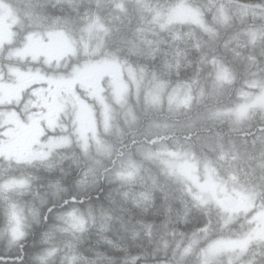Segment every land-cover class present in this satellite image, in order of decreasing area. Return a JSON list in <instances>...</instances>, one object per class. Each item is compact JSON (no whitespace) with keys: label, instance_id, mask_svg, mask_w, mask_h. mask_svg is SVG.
<instances>
[{"label":"trees","instance_id":"16d2710c","mask_svg":"<svg viewBox=\"0 0 264 264\" xmlns=\"http://www.w3.org/2000/svg\"><path fill=\"white\" fill-rule=\"evenodd\" d=\"M1 1L12 6L26 32L56 24L78 37L82 28L94 20L102 23L105 32L99 55L115 54L137 78L139 74L143 76L149 89L159 82L166 88L164 103L158 108L151 104L152 89L147 95L144 85L134 90L133 87L130 109L118 115L123 118L119 119L117 130L120 153L131 150L139 164H146L140 168L156 173L151 179L144 181L142 178L143 182L136 179L129 187H123L147 192L151 199L144 203L146 208L129 205L130 202L114 196V187L120 188L116 183L103 181L93 187L91 199L112 217L106 237L117 245L115 250L109 249L110 257L105 258V264H128L135 256L148 262L160 261L164 254L168 258L164 240L174 241L166 229L180 225L174 223V218L184 205L191 207L189 222L192 226L201 227L206 221L208 208L200 207L197 202L196 207L183 183L147 160L140 152L145 147L153 149L162 143L169 147L179 141L195 154L210 159L226 175L229 167L222 160L228 152L238 164L262 172L264 114L263 117L254 116L247 123L249 125L244 123L238 129L231 126L228 117L221 118L218 112L215 120L197 119L206 111L235 106L243 99L241 93L250 90V81L264 79V9H251L226 0H83L78 7L60 0ZM240 1L264 8V0ZM179 4L197 10L203 26L183 25L180 40L173 42L156 15ZM113 14H120L122 21H109ZM187 32H190L189 36H183ZM152 44L156 47L150 48ZM223 70L226 79L221 80L219 76ZM178 89L182 95L188 94L187 105L178 106L168 101L169 95ZM206 137L222 144L221 149L211 150L204 141ZM101 206L97 207L98 216ZM139 221L152 223L151 232ZM95 236L92 233L87 238L89 244ZM24 244L25 251L30 252L31 239ZM18 255L19 248L8 253L0 242V264H14Z\"/></svg>","mask_w":264,"mask_h":264},{"label":"rangeland","instance_id":"374dc122","mask_svg":"<svg viewBox=\"0 0 264 264\" xmlns=\"http://www.w3.org/2000/svg\"><path fill=\"white\" fill-rule=\"evenodd\" d=\"M60 1H66L72 5V7H78L80 5L79 3L83 0ZM226 1L251 9H264L263 7L243 3L240 0ZM14 13L15 12L8 4L0 0V41H3V45L0 46L1 50L4 48L6 43L13 41V27L18 21L17 16H15ZM156 18L159 21L162 29H165L168 32L173 42L180 40L183 25L203 26L201 14L197 10L183 4H179L167 11L158 13ZM110 21L121 22L122 17L120 14H113ZM49 32L54 34L53 39L55 40V45L52 50V55L57 57L54 62H57L58 65V60H60V58L65 55V57H68L69 59L66 61L65 66L63 65L65 69L64 73H44L40 69H37V62H31L30 59L25 61L18 60L16 57H12L11 60L15 61L16 64L13 65L20 68L21 71H25L29 68L38 70L41 75L45 77L44 81L38 80V82L46 83V87L48 88V93L50 96L55 94L54 85L48 84L46 82L47 80H58L60 78L66 79L72 75L75 69L83 68L85 65L92 69L88 73L89 79H95V69L97 67L105 66V62H107V66L109 67V71L106 72V74L99 81L98 93L93 95L91 92L89 100L83 101L86 107L81 113V118L86 122L91 121L95 127V136H93L92 133H89V151H91V153L97 154L96 152L98 151V147L100 149L98 153L102 152L103 150L107 151V149L110 148L104 142L103 137L108 136L109 138L111 134H114L113 132H115L114 125L116 124V110L118 109L119 111H124L123 107L130 109L129 102L131 100H129V98L133 87L134 90L139 89L142 85H144L147 95L149 94L148 90L152 89L151 96L153 99L151 104L158 108L162 107L164 103L163 96L166 90L163 82L155 83L149 89L148 84L145 83L143 76L139 74L137 78V76L134 75L133 70L125 68L121 62L117 60L115 54L110 53L102 56L99 55L101 53V43L103 42L105 32L104 25L102 23L94 20L93 22L84 26L80 32V35L82 34L83 36L79 35L77 37L71 35L66 30V28L56 27L54 25L41 33L43 39H40L41 35L35 33L28 35L27 38L32 36L36 41L43 40L44 42H48ZM189 34L190 32H187L183 34V36L186 37L189 36ZM27 38L18 48L23 47V45L27 42ZM257 41H260V39L257 38ZM151 47H156V44L150 45V48ZM173 47H175V45ZM18 48L13 49L12 51H15ZM79 48L81 51H79ZM150 53H152L151 50ZM75 58L84 59L80 60L79 62H75ZM17 63H19V65H17ZM51 64L52 63L45 65L49 66ZM57 65L54 64V67H59ZM221 73L225 74V71L223 70ZM11 83V80L0 79V84ZM249 83L251 88L250 90H244L241 93L243 99L240 103L231 108L220 111H206L197 120L204 122L215 120V118H218L216 114L218 115L219 113L221 118L228 117L231 122V126L238 129L244 126V123L247 124L248 122H251V120H253L255 118L254 116L256 115H261L263 117L264 79L262 81H258V79L255 78ZM38 89L39 88H37L36 91ZM49 89L52 91L50 92ZM179 89L175 90L169 95L168 101L178 106L187 105L188 94L185 93L182 95L180 92L181 90ZM135 96H137V94H135ZM41 99L42 98L37 97L35 100L39 101ZM6 110L15 109H13L11 105H0V111ZM123 113L125 112L120 114ZM163 125L164 124L162 123L161 127ZM42 126L45 128L47 127L46 123L43 122ZM10 131L18 132L20 130L16 129L13 125H4L0 123V139H3L5 134L9 133ZM116 132L119 135L118 131ZM44 139L46 140L47 136H45ZM97 141H99V145H97ZM204 141L206 144L210 145L211 150H220L222 147V144H219L214 138L209 141V139L206 137ZM140 152H143V155L147 157V160L158 164V166H160L167 175L172 176L174 180L178 181L179 183H183V185L186 186V190L191 195V200L195 202V206L196 202L201 205L200 207L212 206L215 211L219 212L222 221H228L227 225L236 221L239 217H243L245 218V222L247 223L248 227L251 228L248 233L230 231L231 234L229 236L208 241L206 244L202 245L203 247L200 248V251L197 254V257L200 259L204 260V254L207 250L210 253V257L213 261L218 258L220 262H223V256L226 252H233L236 254H242L244 252L241 250V247H236L235 249L228 247L226 242L247 239L249 240L248 243H250L251 241L260 237L259 235L261 231L264 233V219H262V214H264V162L263 164H260L262 172L257 173L248 169L244 164H238L236 161L237 159L230 157L229 152L225 153L223 156V162L229 167V174L226 175L219 171V169L210 159L195 154L191 148L189 149L188 146H183L179 143V141H177L173 146L169 147L164 143L155 148L153 147V149L145 147L143 150H140ZM124 163H126V165L132 163L131 170L133 171V176L128 181L116 180V184L120 185V188L115 186L113 189V195L116 197L119 196L127 203L130 202L129 205L135 204L146 208L144 203L150 201L151 199L147 192L141 189L134 190L132 188L123 187H129V185L136 182V179L142 180L143 178L144 181H146V179H151L156 176V173H150L149 169L147 170L145 168L143 170L140 168L144 167L146 164H139L135 158L132 160V162L125 161ZM137 164L138 166H136ZM124 192H130L132 194L131 199H125L123 196ZM145 195L147 196L146 201L143 199ZM197 197H200L201 199H197ZM201 200L207 202L201 203ZM189 208V206L184 205L182 207V211L176 212L174 223H178L180 219L182 220L183 224L187 223L189 220V215H191L188 212ZM107 232L108 230H106L102 235H97L95 232H92L95 233L96 236L92 238V241L89 244V246L97 248L100 252L104 253L106 259L110 257L109 251L111 250L109 249L115 250V248H117V245L112 240H110V238L106 237ZM205 233H207V231L202 232L201 230H195L192 232L191 234L194 238L193 244L205 243L202 242L207 237ZM98 240L100 241L99 244H97ZM106 240L112 241V244L106 243ZM191 242L192 241H190V243ZM104 247H107L108 249H105ZM195 248L196 247H192L190 252ZM135 257L136 264H162L161 261L148 262L144 260V258L140 259L139 256ZM91 258H95L93 253H91ZM236 259V257L230 258L227 263L231 264L236 261Z\"/></svg>","mask_w":264,"mask_h":264},{"label":"snow or ice","instance_id":"6c2138e0","mask_svg":"<svg viewBox=\"0 0 264 264\" xmlns=\"http://www.w3.org/2000/svg\"><path fill=\"white\" fill-rule=\"evenodd\" d=\"M49 40L36 41L32 36L27 38V42L22 48L15 51L7 52V59L0 55V79L11 80V84H0V105L15 104L20 107L21 93L25 86L34 80L44 81L45 77L38 70L31 68L21 71L20 68L10 63L12 57L18 60H29L31 62L50 64L54 63L57 57L52 55L55 45L53 39L54 34L48 33ZM3 41H0V46ZM92 69L85 65L83 68H77L68 78H60L58 80H47L50 85H54L55 94L51 101L46 100L40 104L29 100L24 105L23 112L16 110L0 111V123L4 125H13L20 131H10L0 139V164L8 162L14 165H22L24 167H4L0 169V215L3 216L6 237L3 247L6 252L12 253L19 248L20 255L14 261V264H25L27 252L25 251L24 241L28 235V218L32 221H38V210L34 206H23L11 199V194L19 193L25 190L29 185V176L26 168L37 161H46L53 153L58 154L59 159L55 164L49 165L50 172H58L59 175L49 179L48 187L51 190H60L63 184L71 182L79 186V190L83 192L90 191L95 186L94 174L97 168V162L89 151V133L95 136V127L91 121H84L81 113L86 107L83 101L76 95L75 85L79 84L82 88H86L96 95L99 91L100 79L109 71L107 62L105 66H99L95 69V79H89L88 73ZM219 79H226V75L221 73ZM51 92L52 90L49 89ZM33 95L42 98V93L37 90ZM40 107L46 109L41 112H31L29 106ZM42 122L47 127L42 126ZM51 133V134H49ZM47 136L45 140L44 137ZM73 138L79 141L78 147L70 148ZM99 145V141H97ZM100 150L99 147L97 149ZM64 160H71V164L67 169L62 165ZM59 162V163H58ZM132 165L127 166L121 161L120 164L113 163V168L109 171V182L112 180L128 181L133 176ZM125 199H131L130 192H124ZM111 200V197H108ZM147 200L145 195L143 198ZM197 199H201L197 197ZM86 200L80 196H71L63 202V213L58 217V223L49 231L41 235V243L53 241L57 233L63 234V240L60 248L63 251V264H81L84 259L82 247L87 232L91 229L97 235H102L110 228L112 217L101 206L99 216L97 208L90 204L86 209L82 206ZM207 201L201 200V203ZM52 209H49L51 212ZM47 221V217L44 218ZM264 219V214H262ZM149 232L152 230V223L147 221H139ZM228 221H225L227 224ZM212 227V221L209 218L207 224L201 229L208 231ZM255 231V230H253ZM138 235V233H134ZM264 240V235L261 236ZM108 244L112 241L106 240ZM249 240L242 239L226 242L227 246L235 249L241 247L242 251L246 250ZM100 241H97L99 244ZM243 245V247H242ZM168 245L165 244V248ZM52 249L45 253H40L32 257V264H47L48 256L52 255ZM93 253V264H105V254L97 248L89 246L86 249ZM180 247L177 246L174 256L179 255L180 260H174V264H182L183 255L180 253ZM190 249L184 248L186 253ZM128 264H136V257H133ZM203 264H214L210 257V253L206 250L204 254ZM264 264V259L258 262Z\"/></svg>","mask_w":264,"mask_h":264},{"label":"flooded vegetation","instance_id":"af4514ba","mask_svg":"<svg viewBox=\"0 0 264 264\" xmlns=\"http://www.w3.org/2000/svg\"><path fill=\"white\" fill-rule=\"evenodd\" d=\"M10 7L15 12V10L12 8V6H10ZM14 14H15V16H17L18 21H17V24H15L13 27V34H14L13 35L14 36L13 41H11L10 43H6L4 45V48H2V50L0 49V55H2L5 59H7V52H5L4 49H8V51H12L13 49L18 48L19 46H21L23 44V42L25 41V39L27 38L28 35H30L32 33L41 35V33L44 30H46L49 27H52L54 25L56 27H63V26H59L56 24H52V25L42 26L39 28L37 27L33 30L26 32L24 30V28L20 26L21 21L18 18V14L16 12ZM40 39H43L42 35L40 36ZM65 56H62L60 58V60H58V62H59L58 65H57V62L52 63L51 64L52 66L51 65H49V66L45 65L42 62L37 63L36 64L37 69H40L42 72L47 73V74H51L52 72L64 73L65 69H64L63 65L65 66L66 61L69 60L68 57H65ZM82 59H84V58H75L74 61L79 62ZM10 63L16 64L14 60H11ZM54 64L59 66V67H54ZM17 65H19V63H17ZM23 65H25V64H23ZM60 66H62V67H60ZM37 88H39L38 90H40L42 93V99L39 101L35 100L37 98V96L33 95L34 91H36ZM54 91H55V87H54ZM75 91H76V95L80 98L81 101H87V100H89V97L91 96L90 95L91 91L86 89V88H82L79 84L75 85ZM21 94L22 95H21L20 107L17 108L15 104L11 105V107L13 109H15L17 112H20V113L23 112L24 105L28 104L29 100L43 104V103H45L46 100L51 101L54 97V95H51V96L49 95L48 88L46 87V83L45 82H38V80H34L31 83H29L27 86H25V89L23 90V92ZM43 95H44V97H43ZM28 106H29V109L31 112L46 111V109H42L40 107H32L31 105H28ZM123 110L127 111L128 108L123 107ZM120 112H122V111H119V113H118L119 115H121ZM118 114L116 116V124L114 125V128H115L114 129L115 132H113L114 134H111V136L109 138H108V136L103 137L104 142L110 148L107 149V151L103 150L102 152H99V153L97 151L96 152L97 154H93L90 151L93 158L97 162V168H96V172L94 174V182L95 183H102L103 181L105 183H116V180H112L111 182H109V179H108L109 171L113 168V163L115 162L116 164H120L121 161L132 162V160L134 159V155H133L131 150L129 152H128V150H126L125 153L121 154L120 152H121L122 148H119L117 146L118 134L116 131L118 130V121L120 118H122V117H119ZM142 154H143V152H142ZM222 162H223V160H222ZM70 164H71V160H64L62 162V165L65 169H67ZM130 164L132 165V163H130ZM124 165L127 166L126 163H124ZM136 166H138V164ZM206 207L208 208L209 211L206 214V221H205L204 225L207 224V221L209 218L211 219V221L212 220L213 221H212V227L209 228L207 233H205L207 236L206 239H204L202 241L205 243L193 244L194 238L192 237V234H191L195 230H201L204 225L201 226L202 228L201 227H195V226H192L193 224H191V222H189V220L187 223L183 224L182 220L180 219L179 220L180 225L178 227L176 226L174 228L166 229L167 232L170 233V235L173 237L174 243H169L168 240H166V239L164 240L165 243H163V247L165 250L169 251V253L167 254L168 258H166V254L163 255V258L160 260L162 264H174V260H180L179 255L174 256V252H176L177 246H179L180 249L187 248L188 243H190V241H192L191 242L192 247H196V248L192 249L191 252L189 250L188 255L183 257L182 264H184V261L187 260L189 257L196 260L197 264H203V260L200 259L199 257H197V254L200 251V248L203 247L202 245L206 244L208 241H212V240H216V239H219L222 237L229 236L231 234L230 231H238L239 233L240 232L248 233V231L251 229L250 227H248L247 223L245 222L246 220L243 217H239L236 221L227 225V224H225L224 221H222L218 211H215V209L212 206H206ZM188 212H189V210H188ZM189 214H191V212H189ZM212 217H215V218L213 219ZM189 218H190V215H189ZM215 223L217 226H215ZM262 235H264V233L261 231L260 235H259L260 237L251 241L250 243H248L246 250L242 254H240V253L236 254L233 252H226L223 256V258H224L223 262H220L217 258V259H215V261H213L214 264H228L227 261L230 258H235V257L237 258L236 261H234L231 264H239V263H242V264H258L259 261L264 259V240L263 241L261 240ZM165 244L168 245L167 248H165ZM194 251L196 252L195 256L192 255V253ZM226 255H227V257H226Z\"/></svg>","mask_w":264,"mask_h":264},{"label":"clouds","instance_id":"9594fccd","mask_svg":"<svg viewBox=\"0 0 264 264\" xmlns=\"http://www.w3.org/2000/svg\"><path fill=\"white\" fill-rule=\"evenodd\" d=\"M118 114V109L116 110ZM79 141L75 138L72 140V144L69 145L70 148L78 147ZM59 159L58 154L53 153L50 158L46 161H37L33 163L31 166L26 168V172L29 176V185L28 187L19 193L11 194V199L20 203L21 205L34 206L38 210V221H32L31 217L28 218V235L27 240L31 239V251L27 252V256L25 258V264H32V257L40 254L47 253L48 251L55 249L52 251V255L48 256L47 264H63V251L60 248V243L63 240V234L57 233L51 242L41 243V235L47 231H49L52 227H54L58 223V217L61 213H63V202L66 201L71 196H80L81 199H85L86 202L82 206L84 209L91 206L97 208L101 205L94 203L91 199L92 192L95 190L91 188L90 191L83 192L79 190L78 185H74L71 182H66L63 184L60 190H51L48 187L49 179L54 178L59 175L58 172H50L49 165L55 164ZM4 167H24L22 165H14L8 162L5 164H0V169ZM49 209H52L49 212ZM45 217H47V221H45ZM92 235L91 229L88 230L87 236L84 240L83 247L81 249L84 259L81 261V264H93V260L91 258V253L86 249L89 247V240L87 239ZM6 237L5 226L3 223V216L0 215V242H4ZM26 240V241H27ZM188 249L192 248V244L188 243ZM180 253L184 256L188 255L187 251L184 252V249L179 250ZM193 256L196 255L194 251L192 253ZM184 264H197V261L189 257L184 261Z\"/></svg>","mask_w":264,"mask_h":264},{"label":"bare ground","instance_id":"6f19581e","mask_svg":"<svg viewBox=\"0 0 264 264\" xmlns=\"http://www.w3.org/2000/svg\"><path fill=\"white\" fill-rule=\"evenodd\" d=\"M112 16H113V15L110 16V19H111ZM110 19H109V21H110Z\"/></svg>","mask_w":264,"mask_h":264}]
</instances>
